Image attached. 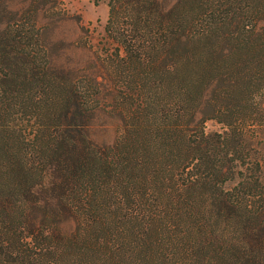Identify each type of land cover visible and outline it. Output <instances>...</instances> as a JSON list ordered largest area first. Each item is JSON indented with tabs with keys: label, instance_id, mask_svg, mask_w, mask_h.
Masks as SVG:
<instances>
[{
	"label": "trees",
	"instance_id": "1",
	"mask_svg": "<svg viewBox=\"0 0 264 264\" xmlns=\"http://www.w3.org/2000/svg\"><path fill=\"white\" fill-rule=\"evenodd\" d=\"M107 5L57 67L62 0H0V264H264V0Z\"/></svg>",
	"mask_w": 264,
	"mask_h": 264
},
{
	"label": "rangeland",
	"instance_id": "2",
	"mask_svg": "<svg viewBox=\"0 0 264 264\" xmlns=\"http://www.w3.org/2000/svg\"><path fill=\"white\" fill-rule=\"evenodd\" d=\"M167 5L175 0H164ZM108 0H62L63 14L60 18L48 20L42 15L39 16V24L47 26L44 31V38L52 52L53 63L59 66L83 64L88 60L89 54L84 50H74L71 46L77 43L78 39L85 37L88 32V39L93 50L104 35V27L108 17ZM83 42V39L80 43ZM82 44V43H81ZM109 119L98 113L90 129V135L97 144H110L115 137V129L109 123ZM223 128L216 121L208 120L205 123V132L212 134L221 132ZM249 146L253 156L258 159L262 166V179L264 180V131H255L250 135ZM233 185L228 182L226 187ZM64 226V229H68Z\"/></svg>",
	"mask_w": 264,
	"mask_h": 264
}]
</instances>
